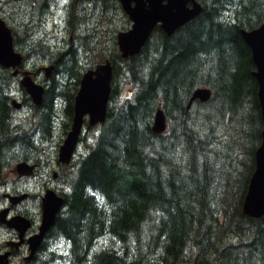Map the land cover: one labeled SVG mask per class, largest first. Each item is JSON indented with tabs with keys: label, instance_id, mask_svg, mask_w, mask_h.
Masks as SVG:
<instances>
[{
	"label": "trees",
	"instance_id": "obj_1",
	"mask_svg": "<svg viewBox=\"0 0 264 264\" xmlns=\"http://www.w3.org/2000/svg\"><path fill=\"white\" fill-rule=\"evenodd\" d=\"M198 1V17L172 36L157 27L140 54L123 59L116 36L104 51L114 66L106 121L81 138L64 175V209L39 258L22 264L63 258L50 247L58 239L70 247L69 264H264V216L243 214L264 122L256 66L241 35L264 23V0ZM118 2L105 0L104 12ZM95 37L81 36V48L99 51ZM49 55L52 83L41 106L26 96L27 122L12 105L13 71H0V205L7 184L13 192L26 188L13 185L17 163L49 162L42 147L59 148L71 127L84 69L77 50L62 71L61 53ZM200 88L212 97L187 110ZM159 109L164 134L153 131Z\"/></svg>",
	"mask_w": 264,
	"mask_h": 264
},
{
	"label": "water",
	"instance_id": "obj_2",
	"mask_svg": "<svg viewBox=\"0 0 264 264\" xmlns=\"http://www.w3.org/2000/svg\"><path fill=\"white\" fill-rule=\"evenodd\" d=\"M123 11L131 21L127 31L117 34V46L123 59L140 54L151 39L154 30L160 27L166 35L172 36L178 29L198 17L203 7L198 0H120ZM241 35L250 48L252 59L256 66L253 73L258 84V101L264 122V23L253 30H241ZM24 65V55L18 51L15 44L13 29L0 16V66L11 69L12 75L20 74ZM55 66L44 68L46 78H50ZM114 66L110 59L84 72L78 93L74 102V116L70 130L59 148L58 159L62 164H69L74 158L81 138L85 134V125L89 127L104 124L107 118L108 106L113 91ZM20 84L30 96L35 106L43 104L46 87L33 79L31 71L21 73ZM212 91L208 88L197 89L192 95L187 110L195 101L208 102ZM12 105L15 109L23 107L22 102L14 98ZM168 130L166 117L161 109L155 115L153 131L164 134ZM262 142L255 152V170L249 182L248 191L243 203V214L253 219L264 216V129L261 133ZM37 165L26 161L19 162L12 173L16 177H30L34 175ZM12 204L20 203L26 194L21 196L6 195ZM64 201L55 193L48 191L43 198V219L39 233L28 239L31 257L42 244L46 233L54 225L56 214ZM0 224L14 229L19 233L16 247L24 243V235L31 228V221L24 216L9 218V209L0 211ZM10 253H0V264H10ZM182 264H196L194 262Z\"/></svg>",
	"mask_w": 264,
	"mask_h": 264
},
{
	"label": "flooded vegetation",
	"instance_id": "obj_3",
	"mask_svg": "<svg viewBox=\"0 0 264 264\" xmlns=\"http://www.w3.org/2000/svg\"><path fill=\"white\" fill-rule=\"evenodd\" d=\"M18 2L21 5V8L24 9L30 16L29 19L27 13H25L24 11H19V13H23L25 15L23 24L24 31L22 33H16L13 30L14 35H22L24 44L22 54L24 55L25 63L28 60L29 56L36 54L37 46L41 44L44 39H58L59 33L61 31L69 35L70 49L79 51V49H77L80 45L78 43V37L86 36L87 34L92 37L96 36V32L100 30V27L98 26L101 25L99 17L102 15L105 6V0H60V3L58 2V0H13V3H15L16 5L18 4ZM61 4L65 6V12L67 14V23L65 26H60L57 21L58 12H56V10L59 8V6L61 7ZM92 18H96L95 25H90L88 23V21L90 22ZM3 20L5 19L3 18ZM5 22L9 27H11L6 20ZM89 28L92 29V34L86 33L89 32ZM23 66L26 69L28 68L27 64H24ZM25 68L22 67L20 74L13 77L19 78L20 80L21 73L25 70ZM5 70L12 72L11 69H0V71ZM42 70L44 71V68H42ZM13 100L14 99H12V101ZM23 107L21 109H23ZM43 151L45 152V149ZM77 153L78 150L75 153L74 158L67 165L62 164L61 162H59V159L56 158V160L53 159V161L55 162H52L51 160L49 162H42V164H32L37 165V169L34 171V175L30 176V178L18 177L19 180L25 178L28 180L36 179L42 182V184H44V188L40 193H35L30 188L22 189L21 193H19V191L13 192L9 188L10 185H6L4 189L6 193L4 194V200L0 205V211L2 209L8 208L9 218L20 215L28 218L32 223L31 228H29L24 235V243L18 247H16L15 243L19 242L20 240L19 233L14 229L8 228L4 224H1L2 227L0 229L6 232V238L4 240H0V253L12 252L10 264H22L23 262L31 263L39 258L40 251L47 241V233L49 231L46 233L42 244L37 249L33 257H31V251L29 249L27 241L30 237L39 233L43 219V198L46 196V194H48V191H52L58 198L62 199L65 202V195L69 191V186L67 184V181L64 179V175L71 171V164L72 162H74ZM45 154L48 155V153L46 152ZM8 194L13 196H21L26 194L27 197L24 198L20 203L14 205L6 197V195ZM63 209L64 203L56 214V221L54 224H56ZM64 242L65 239L53 240L50 247L52 251L66 257L68 250L60 249Z\"/></svg>",
	"mask_w": 264,
	"mask_h": 264
},
{
	"label": "rangeland",
	"instance_id": "obj_4",
	"mask_svg": "<svg viewBox=\"0 0 264 264\" xmlns=\"http://www.w3.org/2000/svg\"><path fill=\"white\" fill-rule=\"evenodd\" d=\"M58 2L60 3V0H58ZM19 11H24L25 13H27L24 9L21 8L19 2L16 5L15 3H13V0H0V15L8 22V24L11 26V28H13V30L16 33H22L24 31L23 24L25 20V15L23 13L22 14L19 13ZM104 11H105V6H104ZM104 11L102 15L99 17V20L101 21V25H99L98 27H100V30L96 32V37L94 39V42H92V44L94 43V45L98 44L99 51L95 49L91 52H86L84 49L81 48L80 45L77 48L79 49V51H77L79 66L84 69V72L90 69L89 68L90 66L94 68L96 65L103 63L105 60L102 59V56L106 53L104 51H107L112 48V43L115 36H117V34L120 31H127L131 27V21L126 15V13L123 11L120 2H118V7L116 9H113L111 12L106 13ZM56 12H58L57 14L58 24L60 26H65L67 23L66 22L67 14L65 12V6L61 4V7L59 6ZM105 14H108V16L106 17ZM95 22H96V18L95 19L92 18L90 22L88 21L90 25L92 24L95 25ZM91 30L92 29L89 28V32L86 33L92 34ZM15 38L18 39V48L16 47L17 50L23 53L22 49L24 48V44H23L22 35L21 36L15 35ZM69 41H70L69 35L65 34L63 31L59 33L58 39H48V40L44 39L42 43L39 44L36 48V51L40 54L36 53L34 55L29 56L28 60L25 63L27 64L28 68L26 69L24 66L23 68H25V70L31 71L33 74V79H35L39 84L44 85L46 89H48L51 86L54 72L52 73V76L50 78H46L45 71H43L42 68L48 67L51 64L50 59H52L53 57L49 55L50 53L53 54L54 56H59L61 53V55L59 56V69L60 71H62L63 67L71 61L69 54H71L72 49H70ZM81 42L82 41L80 36L78 37V43L81 44ZM41 54H45L46 56L43 57ZM57 61L58 60H55V62ZM9 77L11 80L10 89L12 95L15 96V98L20 102H24L26 96L30 98V96L21 86L19 78H15L11 74H9ZM61 78L62 76H60L59 80H61ZM7 85H8V80L5 81V88H7ZM29 109L30 107L24 106L23 109L21 110L19 109L18 111H15V115H18V113L23 114V116L21 117L24 118L27 122V118L30 116ZM64 120L65 117L61 115V117L59 118V122L62 123ZM88 128L89 126L85 125V129H84L85 134ZM90 128H94V127H90ZM55 133L59 135L60 129H57ZM42 148H44L45 152L50 154L52 157V159L49 158L48 161L52 160V162H55L53 161V159L56 160V158H58V152H59L58 151L59 148H57L56 142L50 143L46 147H42ZM42 157H44V155ZM11 178L12 179L15 178V180L13 181V185L17 183L18 185H20V187H26V188H28L27 187L28 185L29 188L35 193H40L43 191L44 184H42V182H40L39 180L30 179L28 181L25 180L20 181L18 180L19 178L16 177L15 175H12ZM5 238H6V232L0 229V240H4ZM60 249L68 250V253L66 257L57 260L54 264H69L68 261H70V247L64 242L60 247ZM62 259L65 261H63Z\"/></svg>",
	"mask_w": 264,
	"mask_h": 264
},
{
	"label": "bare ground",
	"instance_id": "obj_5",
	"mask_svg": "<svg viewBox=\"0 0 264 264\" xmlns=\"http://www.w3.org/2000/svg\"><path fill=\"white\" fill-rule=\"evenodd\" d=\"M162 110V109H161ZM163 111V110H162ZM163 113H164V111H163ZM164 115H165V113H164ZM165 117H166V115H165ZM182 264V263H181Z\"/></svg>",
	"mask_w": 264,
	"mask_h": 264
}]
</instances>
